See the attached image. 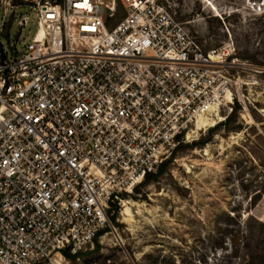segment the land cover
Wrapping results in <instances>:
<instances>
[{"label": "built area", "instance_id": "1", "mask_svg": "<svg viewBox=\"0 0 264 264\" xmlns=\"http://www.w3.org/2000/svg\"><path fill=\"white\" fill-rule=\"evenodd\" d=\"M120 1L0 0V264L78 253L179 135L245 104L237 59L158 0ZM14 24L30 40L6 47Z\"/></svg>", "mask_w": 264, "mask_h": 264}, {"label": "rangeland", "instance_id": "2", "mask_svg": "<svg viewBox=\"0 0 264 264\" xmlns=\"http://www.w3.org/2000/svg\"><path fill=\"white\" fill-rule=\"evenodd\" d=\"M158 1L203 50L242 64L231 72L245 104L223 103L208 126L179 135L166 160L113 202L111 228L63 262L264 264V0ZM20 31L14 24L2 36L6 47L30 40Z\"/></svg>", "mask_w": 264, "mask_h": 264}, {"label": "bare ground", "instance_id": "3", "mask_svg": "<svg viewBox=\"0 0 264 264\" xmlns=\"http://www.w3.org/2000/svg\"><path fill=\"white\" fill-rule=\"evenodd\" d=\"M231 99H232V98H231L230 96H228V100H227V101L230 102ZM217 114H218V113H217ZM217 114H216V115H217ZM214 117H215V116H214ZM211 120H212V117H211ZM211 122H212V121H211ZM213 123H214V121H213ZM202 127H203V126H201V127L198 126L197 129H200V128H202ZM207 150H208V149H207ZM207 152H208V151H207ZM128 210H129V209H128ZM59 260L64 264L63 260H61V259H59ZM56 262H57V261H55V264H57Z\"/></svg>", "mask_w": 264, "mask_h": 264}, {"label": "trees", "instance_id": "4", "mask_svg": "<svg viewBox=\"0 0 264 264\" xmlns=\"http://www.w3.org/2000/svg\"><path fill=\"white\" fill-rule=\"evenodd\" d=\"M113 207H114V208H117L118 206H117V204H113Z\"/></svg>", "mask_w": 264, "mask_h": 264}]
</instances>
